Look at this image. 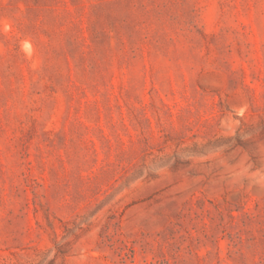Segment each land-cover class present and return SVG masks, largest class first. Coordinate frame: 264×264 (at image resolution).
<instances>
[{
  "label": "rangeland",
  "instance_id": "obj_1",
  "mask_svg": "<svg viewBox=\"0 0 264 264\" xmlns=\"http://www.w3.org/2000/svg\"><path fill=\"white\" fill-rule=\"evenodd\" d=\"M0 264H264V0H0Z\"/></svg>",
  "mask_w": 264,
  "mask_h": 264
}]
</instances>
